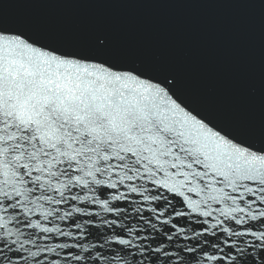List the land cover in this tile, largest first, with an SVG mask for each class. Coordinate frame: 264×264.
Masks as SVG:
<instances>
[{
  "label": "snow or ice",
  "instance_id": "1",
  "mask_svg": "<svg viewBox=\"0 0 264 264\" xmlns=\"http://www.w3.org/2000/svg\"><path fill=\"white\" fill-rule=\"evenodd\" d=\"M109 46L0 8V264H264V89L256 140Z\"/></svg>",
  "mask_w": 264,
  "mask_h": 264
},
{
  "label": "water",
  "instance_id": "2",
  "mask_svg": "<svg viewBox=\"0 0 264 264\" xmlns=\"http://www.w3.org/2000/svg\"><path fill=\"white\" fill-rule=\"evenodd\" d=\"M7 22L66 50L151 73L175 72L180 90L217 120L256 140L264 89V8L242 0H0ZM255 89L256 94L250 95Z\"/></svg>",
  "mask_w": 264,
  "mask_h": 264
}]
</instances>
